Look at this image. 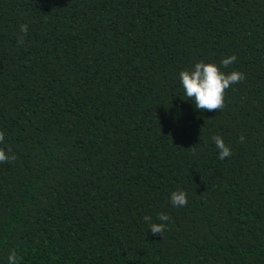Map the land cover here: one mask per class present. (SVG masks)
<instances>
[{"label": "trees", "instance_id": "obj_1", "mask_svg": "<svg viewBox=\"0 0 264 264\" xmlns=\"http://www.w3.org/2000/svg\"><path fill=\"white\" fill-rule=\"evenodd\" d=\"M0 132V264H264V0H0Z\"/></svg>", "mask_w": 264, "mask_h": 264}, {"label": "clouds", "instance_id": "obj_2", "mask_svg": "<svg viewBox=\"0 0 264 264\" xmlns=\"http://www.w3.org/2000/svg\"><path fill=\"white\" fill-rule=\"evenodd\" d=\"M22 32H27V26H21ZM235 55L226 56L217 65L215 62H206L200 60L195 62L189 68L179 72L180 83L184 94L198 110H215L224 107V93L232 84L239 83L244 77L239 71L225 72L221 67L227 69L229 65L236 61ZM218 151L220 160L231 156V148L220 135L212 138ZM243 139V137H241ZM4 141V134L0 132V143ZM15 156L9 151L0 148V163L14 160ZM170 203L173 207H184L187 205V193L183 190L173 191L170 194ZM157 219L160 223L152 221L150 216H145L144 221L148 224L149 230L153 235H162L169 220V216L164 213L158 214ZM8 264H17V255L15 251L10 252Z\"/></svg>", "mask_w": 264, "mask_h": 264}]
</instances>
